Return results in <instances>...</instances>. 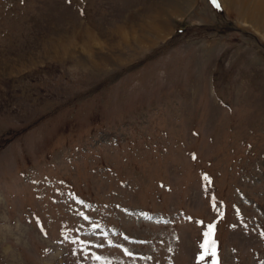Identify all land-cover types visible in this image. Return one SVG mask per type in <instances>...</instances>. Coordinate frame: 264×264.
I'll use <instances>...</instances> for the list:
<instances>
[{
  "label": "rangeland",
  "instance_id": "1",
  "mask_svg": "<svg viewBox=\"0 0 264 264\" xmlns=\"http://www.w3.org/2000/svg\"><path fill=\"white\" fill-rule=\"evenodd\" d=\"M217 3L0 0V264H264V0Z\"/></svg>",
  "mask_w": 264,
  "mask_h": 264
},
{
  "label": "snow or ice",
  "instance_id": "2",
  "mask_svg": "<svg viewBox=\"0 0 264 264\" xmlns=\"http://www.w3.org/2000/svg\"><path fill=\"white\" fill-rule=\"evenodd\" d=\"M212 3L216 7H220V5L217 3V0H212ZM193 158H195V157H193ZM205 179H207L206 176H205ZM79 202L81 204H83V201H79ZM80 215L83 216V219L86 220V221H90L91 220V217L89 215H86L84 213H80ZM189 219H191V218H189ZM201 223H202V221H201ZM99 227L100 226L98 224H96V223L90 224V228H91L93 233H95L96 229H98ZM213 228H214L213 224H208L207 231L204 232L205 240L200 245V247L202 249H205V251L200 254L198 259L199 260H204L207 255L211 254L212 257H213V264H216V261H215L216 253H215V251L212 250L211 253H209V250H208L209 246L214 249V246H215V243H216L215 240H211L210 241L208 239L209 235L213 231ZM100 235L105 237V238L108 237V233L101 232ZM125 239H128V237H125ZM74 242H79L80 244L84 245V247L81 249V252L85 256H89L91 259H94V260H96L98 262H101V264H109V262L107 261L106 258L102 257L99 253H95V252L92 251V247L102 248L104 246L103 242H96L95 244H93V240L92 239H83V240H81L79 237H77V240L74 241ZM106 242L108 243L109 246H112L114 244V241H112L110 239H107ZM120 247H123V246H120ZM123 252L126 255H128V256L134 255V253L130 249L126 248V247L123 248Z\"/></svg>",
  "mask_w": 264,
  "mask_h": 264
}]
</instances>
